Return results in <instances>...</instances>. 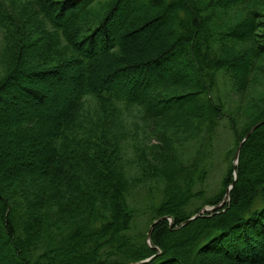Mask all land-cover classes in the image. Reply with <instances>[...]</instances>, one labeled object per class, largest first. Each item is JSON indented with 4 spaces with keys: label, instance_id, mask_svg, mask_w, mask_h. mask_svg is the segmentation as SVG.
Here are the masks:
<instances>
[{
    "label": "trees",
    "instance_id": "trees-1",
    "mask_svg": "<svg viewBox=\"0 0 264 264\" xmlns=\"http://www.w3.org/2000/svg\"><path fill=\"white\" fill-rule=\"evenodd\" d=\"M219 74L242 105L232 158L264 120V0H0V264H264V123L214 194L196 189L225 114ZM127 107L157 141L144 227L120 164Z\"/></svg>",
    "mask_w": 264,
    "mask_h": 264
},
{
    "label": "rangeland",
    "instance_id": "rangeland-1",
    "mask_svg": "<svg viewBox=\"0 0 264 264\" xmlns=\"http://www.w3.org/2000/svg\"><path fill=\"white\" fill-rule=\"evenodd\" d=\"M223 78L222 74L218 75V86L214 92V96L217 100L221 99L223 102L225 114L220 119V124L216 130L214 140L211 142L209 149L210 155L207 154V157H205L206 160L204 159V162L208 163V176L202 185L196 186L197 190H204V197L214 194L219 189L223 171L228 161H233L232 158L234 157L231 158V155L230 157H226L227 150L233 147L234 142V137L228 126L227 116L229 114L235 115L239 120L240 115L238 113L242 105H237L239 102L238 97L229 89L227 81ZM86 101L85 119L88 118L90 121H93L97 113L95 103L92 99ZM121 117L122 126L120 130L124 133V137L121 138L120 164L130 182L127 191V201L130 206L134 208L136 213L134 225L144 227L148 225L150 220V209L161 199V188L156 186L154 182L155 179L151 176V171L147 168L145 163L146 159L150 160L151 158L149 155L150 145L156 144L157 141L150 135L149 126L146 121L139 116L138 110L135 107L124 108ZM166 149V147L162 148V153H166ZM160 151L161 148H159V152ZM183 151L185 153V149H183ZM228 201L229 198L224 204ZM198 203L200 204L199 200H194L189 206L190 209H194L198 206ZM224 204L221 207H223ZM204 207L209 209L212 206H202L201 209ZM205 212L212 213L211 210L202 211L199 216H202Z\"/></svg>",
    "mask_w": 264,
    "mask_h": 264
},
{
    "label": "water",
    "instance_id": "water-1",
    "mask_svg": "<svg viewBox=\"0 0 264 264\" xmlns=\"http://www.w3.org/2000/svg\"><path fill=\"white\" fill-rule=\"evenodd\" d=\"M261 123H264V120L261 121V122H257L256 124H254V125L249 129V131L244 135V137L242 138V140L239 142L238 147H237V149H236V151H235V154H234V161H233L234 163L237 162L238 155H239V150H240V147H241L242 143L247 139V137H248L249 134L252 132V130L255 129V128H256L258 125H260ZM235 175H236V172H235L234 176H235ZM231 186H232V183L227 187V189H226V191H225V193H224V196H223L222 200H221L219 203H217L216 205L212 206V207L209 208V209H207L206 207L202 208L199 212H197V213L194 214L193 216H191V217H189L188 219H186L185 221H183L180 225H183V224L189 222L190 220H192V219L198 217L202 211H210V210H211V212H213V211L217 210L219 207H221V206L224 204V202L229 198V190H230ZM162 219H168V220H169V224H170V225L173 224L172 218H171L170 216H162V217H160V218H158V219H156V220L153 221V223L149 226V229H148V232H147V243H148L149 246H151V247H153V244H152V242H151V232H152L153 226H154V224H156L158 221H160V220H162ZM178 227H180V226H178ZM152 257H153V256H151V257H149V258H147V259H145V260L139 261V262H137V263H134V264H143V263H145V262H148Z\"/></svg>",
    "mask_w": 264,
    "mask_h": 264
}]
</instances>
